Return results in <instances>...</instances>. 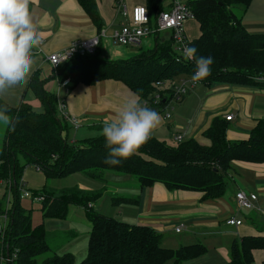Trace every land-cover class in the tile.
Here are the masks:
<instances>
[{"label": "trees", "instance_id": "trees-1", "mask_svg": "<svg viewBox=\"0 0 264 264\" xmlns=\"http://www.w3.org/2000/svg\"><path fill=\"white\" fill-rule=\"evenodd\" d=\"M252 1H187L200 31L188 46L196 48L197 57L211 56L214 61L210 75L200 81L204 87L213 83L264 87V33L248 31L233 11L240 8L245 14ZM77 2L100 32L103 25L95 0ZM146 7L151 15L168 8L163 7L161 0H146ZM167 36L165 40L156 36L153 49L125 59L102 58L100 46L95 55L76 57L66 63L56 76L61 77L68 93L78 86L90 87L104 81L121 83L142 105L157 108L160 113L174 100V89H163L159 84H170L176 78L183 80L182 76L191 78L195 71L194 61L178 57L171 35ZM27 91L39 101L41 112L25 101ZM168 92L171 97L165 95ZM157 93L163 96L154 106ZM58 102L56 94L44 89L38 73L30 77L18 106L0 97V107L7 106L15 125L14 131L6 130L0 148V182L6 184V195L11 196L7 205L0 202V218L5 214L9 217L7 229L0 232V260L12 258L15 250L17 253L12 262L3 264H185L206 253L201 243L177 249L164 247L161 234L153 228L95 212L93 204L102 193L73 188L58 194L45 186L32 191L34 196L43 197L44 218L64 220L69 207L76 205L86 211L91 227L85 259L76 262L71 254L61 255L59 248L66 242L55 243V248L50 246L44 224L33 226L32 211L22 205V177L27 168L39 169L46 179L81 173L102 183L106 172H121L135 176L142 188L160 183L169 191L199 192L203 201L214 202L224 197L234 163L264 164V120L258 122L247 141L231 142L227 139L229 121L215 117L202 133L208 145L189 138L171 147L151 135L133 156L118 166H110L104 163L108 149L102 135L68 142L69 126L59 114ZM103 126L93 129L102 131ZM115 201L130 202L123 198ZM255 251H264V230L260 235L242 237L240 243L234 241L227 264H253Z\"/></svg>", "mask_w": 264, "mask_h": 264}, {"label": "crops", "instance_id": "crops-1", "mask_svg": "<svg viewBox=\"0 0 264 264\" xmlns=\"http://www.w3.org/2000/svg\"><path fill=\"white\" fill-rule=\"evenodd\" d=\"M121 1L128 13L136 6H146V0ZM95 2L103 25L100 32L82 10L77 0H31L30 3L33 23L43 41L41 52L33 54L35 63L30 77L34 73H38L39 78L44 81V89L57 95L58 101L65 104L68 115L77 119L85 118L87 122L92 123L88 126L90 129L111 121L125 100L135 95L121 83L114 81L99 82L90 87L78 86L72 93H68L64 83H61V77L56 76L52 71L47 57L63 51L74 41L90 39L101 32H104L108 37L101 44L103 58H126L135 53H129L126 56L122 51L113 48L111 44L110 37L126 22L123 13L118 12L116 0H95ZM166 6H169V0H167ZM26 86L27 84L10 89L1 98L14 107L18 106L22 101ZM25 101L33 108L41 109L39 101L31 91L26 92ZM173 103L180 105L182 113H186L187 117L191 114L188 111L190 107H196L197 111L195 122L193 123L190 119L187 124L177 126L173 139L182 134L185 140L194 138L205 145H208V141L202 137V133L215 117L233 116L232 121L228 123L227 132V139L231 142L247 141L258 122L264 120V87L221 83H213L207 87L199 85L181 101L173 100L161 110H170ZM167 114L170 115L169 119L166 118ZM164 118L171 120V113H166ZM168 126L171 128L170 125ZM6 130L7 128L0 125V148L4 142ZM152 136L156 137L153 134ZM233 168L228 180L231 188L228 189V185L224 197L214 202L203 201V194L199 192L169 191L160 183L150 188L136 186L128 196H124L130 202L126 203L127 207L123 209V219L125 223L143 224L156 230L161 234L164 247L177 249L180 246L197 243L206 247V253L203 256L189 260L185 264H227L231 260L230 248L234 241L240 243L242 237L260 235L264 230V164L236 162L233 164ZM29 171H34L36 174L42 173L38 172L36 168L34 170L27 168L22 177L25 189L32 192L42 190L47 186L43 173L44 184L35 186L31 182L32 173ZM0 188L5 189V194H0L5 196L7 193L6 184L0 182ZM91 190L92 188L86 189V191ZM240 191L256 195L257 208L240 210L236 202V194ZM98 192L103 193L104 189H100ZM22 205L30 210L29 206H25L24 203ZM232 218L241 221V225L228 226L226 221ZM181 226L183 227L181 232L176 233V229ZM86 227L87 240L77 251L74 244L78 240L79 232L74 226L54 234L46 231L49 237L60 238L61 242H65V237H71L68 244L60 243L62 245L59 248V253L61 255L71 254L76 262H81L87 255L88 235L91 228L89 223ZM168 233L177 234L179 237ZM253 255V264H264V251H255Z\"/></svg>", "mask_w": 264, "mask_h": 264}, {"label": "rangeland", "instance_id": "rangeland-1", "mask_svg": "<svg viewBox=\"0 0 264 264\" xmlns=\"http://www.w3.org/2000/svg\"><path fill=\"white\" fill-rule=\"evenodd\" d=\"M161 4L163 5V7H166L167 0H161ZM233 11L236 15H238L239 18H242L243 20L242 23L244 24L245 28L248 31L264 32V0H253L248 11L245 13L246 14L245 16L240 8H234ZM185 26H186V29H185L186 35L189 41H192L199 37L200 31H199L198 24L195 20H192L191 22L186 23ZM161 38L162 40L163 39L165 40V39H168L169 36L161 35ZM151 40H152V43H151ZM154 47H155L154 37L147 38V39L144 38L141 45L137 47L125 48L121 46L120 47L113 46V48H115L116 50L122 51L123 54L126 56L129 53L135 52L131 54V56H128L126 58L138 56L139 54H141V52H144L146 50H151ZM174 51L178 55V57H183V52L177 51L175 47H174ZM181 78H186V77L182 76ZM173 84L175 85V87L180 86L181 85L180 78H176L170 84L168 82H164L159 85L163 89H166V87L173 88ZM165 95H167L168 97H171L172 94L168 92ZM157 96L162 99L163 95L161 96L159 95V93H157L156 97ZM29 97L31 98V96ZM173 97H174V94H173ZM34 110L37 112L42 111L40 108H34ZM188 111L191 112L189 117H187L186 113H182L181 106L177 105L176 103H173L170 107V110L168 111L161 110V112L159 113L161 117L160 124L153 131L152 134L155 135L160 141L166 142L169 146L176 147L178 143L175 142V140L173 139V135L177 131V126H180V125L183 126L187 124V122L190 119L193 123L195 122V117H196V112H197L196 107H190ZM166 113H171L172 115L171 120H166V118H164ZM78 122H79L78 129H75L68 122L69 134H68L67 140L69 143H72L75 141L86 140V139H96L99 136H101V130L88 128V126L91 125L92 123L87 122L85 118L84 119L79 118ZM168 125H170L171 128H169ZM99 126L100 125H96V126H93V128H97ZM31 169L34 170V167H31ZM29 172L32 173L31 174L32 176H30V178H31V182L35 186H40L44 184L45 177L43 176L42 173L36 174L34 171H29ZM101 183L102 182L88 178L87 176L81 173H77V174L70 175L64 178H60V179H46V185L48 186V188L52 189L53 192H57L58 194L62 190L73 189V188H79L81 190L92 188L91 191L93 192H98V190L104 189L102 196L93 204V208L95 212L101 213L102 215L106 217L114 218L116 220L125 222L123 219V212H124L123 209L124 207H127V205L126 203H122V202L116 203L115 199H118V198L125 199L124 196H128V194L131 193L130 192L131 190L135 189L136 186H139L138 179L133 175H129V174L121 173V172L109 171V172H106L105 174V182H103V184ZM228 185H229L228 186V189H229L230 183H228ZM2 193L5 194V189L0 188V194ZM23 200L25 199H22V201ZM0 202H2L3 205H7V202H11V196L0 195ZM23 203L25 206H29L28 208L32 210V214H31L32 224L37 225L40 222H43L46 230L50 232L51 234L60 232L62 230H68L69 228H71V226H74L75 228H77L76 230L79 232V236H78L77 242L74 244L76 251L77 249L80 248L82 243H84V241L87 240V233H86L87 227L86 226L88 225L89 222L87 219L86 211L81 206L71 205L68 210L67 218L64 220H57V219L44 218L42 216V212H41L42 205L40 202H34L31 199H26L25 201H23ZM255 208H257L256 204H255ZM24 209L26 208L24 207ZM168 234L176 235V237H179L177 236V234H173V233H168ZM68 240H71V237L68 236L67 238H65V242L67 244H68ZM59 241H62V239L57 238L55 236H51L49 237L48 244L50 246H54L55 243ZM78 260H81V259H78Z\"/></svg>", "mask_w": 264, "mask_h": 264}, {"label": "clouds", "instance_id": "clouds-1", "mask_svg": "<svg viewBox=\"0 0 264 264\" xmlns=\"http://www.w3.org/2000/svg\"><path fill=\"white\" fill-rule=\"evenodd\" d=\"M31 0H0V97L10 89L26 85L35 63L33 49L40 47L42 37L33 23ZM195 47L185 46L183 57L195 63L191 77L193 84L211 73L213 58L197 57ZM19 121V117L15 118ZM13 117L7 106L0 107V125L15 130ZM161 117L157 111L140 103L137 96L130 97L120 106L114 118L104 123V137L108 156L104 163L118 166L133 156L159 126Z\"/></svg>", "mask_w": 264, "mask_h": 264}, {"label": "built area", "instance_id": "built-area-1", "mask_svg": "<svg viewBox=\"0 0 264 264\" xmlns=\"http://www.w3.org/2000/svg\"><path fill=\"white\" fill-rule=\"evenodd\" d=\"M188 0H169V6L163 11L151 15L146 6H136L130 13L122 6L121 0H116L118 12H122L126 17V22L120 26L111 36V44L113 46L121 47H137L140 46L144 38H151L159 35H171L174 41V47L177 51L183 52L185 46H188L189 40L185 34V25L190 20H195L194 14L187 5ZM106 38L105 33L101 32L95 37L85 40H78L72 42L66 49L59 53L51 54L47 57L48 63L52 71L57 74L59 70L68 62L76 57H83L86 55H95L100 48L103 40ZM33 49V54L41 52V46ZM189 47V46H188ZM261 80V79H259ZM65 85V84H64ZM202 85L199 81L193 84L191 78H184L181 80V85L174 89V100L179 102L187 96L195 87ZM160 98L157 96L153 102L154 106L160 103ZM59 114L69 122L75 129L79 128V122L76 117L69 116L66 112L65 104L58 102ZM166 118H170L167 114ZM233 116L228 115L225 120L232 121ZM175 142L182 143L185 137L179 134L175 137ZM39 172L40 170L37 169ZM22 185L23 181H22ZM22 199H31L34 202H42L43 197L34 196L33 193L27 189L22 190ZM236 202L240 210H253L257 202V196L254 194H247L245 192H238L236 194ZM91 207V205L89 206ZM9 224V217L7 214L0 218V232H5ZM228 226H240L241 221L237 219H229L226 221ZM182 226L176 229V233H180ZM17 250L14 251L12 258H1L0 263L12 262L16 258Z\"/></svg>", "mask_w": 264, "mask_h": 264}, {"label": "water", "instance_id": "water-1", "mask_svg": "<svg viewBox=\"0 0 264 264\" xmlns=\"http://www.w3.org/2000/svg\"><path fill=\"white\" fill-rule=\"evenodd\" d=\"M154 111H158V109L157 108H155V109H153Z\"/></svg>", "mask_w": 264, "mask_h": 264}]
</instances>
